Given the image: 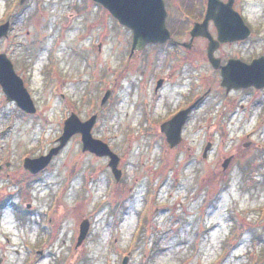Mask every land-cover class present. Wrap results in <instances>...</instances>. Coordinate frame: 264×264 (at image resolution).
<instances>
[{"label": "flooded vegetation", "instance_id": "obj_1", "mask_svg": "<svg viewBox=\"0 0 264 264\" xmlns=\"http://www.w3.org/2000/svg\"><path fill=\"white\" fill-rule=\"evenodd\" d=\"M25 1H8L0 20L9 23L8 34L0 38V45L8 42L0 56L11 62L35 106L32 112L8 100L0 83V115H11L14 126L17 120H37L42 111L25 68L13 55L16 28L37 26L45 4L52 32L58 34L68 20L63 0ZM84 1L96 8V33L91 54L77 45L71 50L84 64L80 71L72 67L78 77L56 67L51 54L42 70L49 97L62 110L61 134L52 144L29 151L0 146V264L20 253L12 236L4 234L6 226L22 233V240L29 237L20 243L29 264L91 263L92 221L84 218L69 229L74 209L64 199L77 184L75 198L83 199L98 175L113 215L140 204L138 239L149 211H169L165 199L174 194L178 202L171 210L192 216L220 209L228 194L247 193L256 200L264 187V0H163L168 37L141 48H133V31L101 2ZM77 12L75 7L71 15ZM85 103L93 105L86 112ZM72 116L81 122L95 117L90 133L107 146L100 143L99 152L86 149L83 133L76 132L44 166L34 168L32 160L58 146ZM181 171H190L191 177ZM82 226L87 227L84 237Z\"/></svg>", "mask_w": 264, "mask_h": 264}, {"label": "rangeland", "instance_id": "obj_2", "mask_svg": "<svg viewBox=\"0 0 264 264\" xmlns=\"http://www.w3.org/2000/svg\"><path fill=\"white\" fill-rule=\"evenodd\" d=\"M8 1L14 4L19 0H0V20L4 16ZM31 1L34 0L25 2ZM63 4L68 5V20L65 28L58 34L52 32L47 25L46 20L51 14L47 4L37 26L19 25L13 34V55L25 68L23 71L30 80V88L42 111L37 120H17L15 126L11 115H0V131H4L0 136V146L29 151L36 146L52 144L61 134L62 110L58 107V102L49 97V86L42 70L47 66L51 54V58H56V67L65 68L71 77H78L74 74L77 69L74 71L72 67L80 71L84 64L79 58L72 56L74 54H71V50L77 45L79 50L83 49L86 54H91L90 46L96 33L93 26L96 8L91 3L84 0H63ZM75 7L79 12L71 15ZM59 8L57 6L53 13L57 15ZM102 12L104 13L103 10ZM38 18L39 15L36 21ZM27 29L31 31L30 35L26 33ZM123 37L120 34L118 39L122 40ZM7 44L8 42L1 44L0 50ZM27 50L30 51L26 52ZM85 105V112L93 107L88 103ZM4 109L7 111L8 107ZM8 124L13 126L8 128ZM76 145L72 143L71 147ZM181 175L191 177L190 171H181ZM93 180L89 187L86 186L83 199L75 198L78 184L72 187L64 199V204L69 209H74L69 211V229L84 218L92 221L87 249L95 258L89 264H121L122 257L129 252L132 255L129 264H264V230L261 228L264 225V210H256L259 207L264 209V187L256 200L247 193L228 194L221 200L220 209L201 215L195 212L192 216L188 212L184 215L183 211H175V208L171 210L175 207L174 203L178 202V195L174 194L165 199L169 203V211L156 212L153 208L149 211V221L138 239L135 226L138 219L135 214L140 204H131L130 207L128 204L129 208L123 207L117 215H113L112 205L104 197L106 187L103 176L98 175ZM231 210L238 215L242 229L237 228L239 220L236 221L231 216ZM113 221L120 222L112 227ZM5 230L4 234L12 236L13 245L17 243L15 247L20 250L19 255L14 253L13 260H8L6 264H29L27 258L30 255L20 245L21 242H28L29 237H26L28 240H22L24 235L15 228L11 229V226H6ZM135 241H140L141 246L135 247ZM115 242H118L117 247L113 244Z\"/></svg>", "mask_w": 264, "mask_h": 264}, {"label": "water", "instance_id": "obj_3", "mask_svg": "<svg viewBox=\"0 0 264 264\" xmlns=\"http://www.w3.org/2000/svg\"><path fill=\"white\" fill-rule=\"evenodd\" d=\"M102 2L121 23L134 31V47L141 48L149 41H164L168 37L165 28L166 11L163 0H95ZM8 23L0 25V38L7 35ZM0 83L9 100H15L25 109L34 111L32 99L23 86L20 78L15 73L11 62L5 55L0 56ZM95 121L92 117L87 122H81L76 116L66 121L64 133L59 138L60 145L51 151L48 156L32 160L34 168L44 166L53 153L64 146L73 133L82 132L84 147L99 152L102 149L100 141L92 137L90 129ZM178 138V135H177ZM168 139L172 137L169 135ZM82 235L86 234L87 227L82 226ZM83 235V237H84ZM129 257L126 256L122 264H128Z\"/></svg>", "mask_w": 264, "mask_h": 264}]
</instances>
